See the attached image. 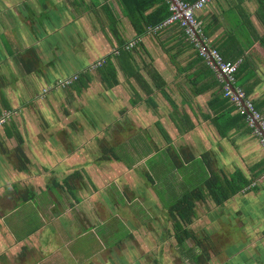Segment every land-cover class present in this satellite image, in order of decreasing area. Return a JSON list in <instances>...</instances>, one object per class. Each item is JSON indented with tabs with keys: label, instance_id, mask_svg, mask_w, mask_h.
Listing matches in <instances>:
<instances>
[{
	"label": "crops",
	"instance_id": "obj_1",
	"mask_svg": "<svg viewBox=\"0 0 264 264\" xmlns=\"http://www.w3.org/2000/svg\"><path fill=\"white\" fill-rule=\"evenodd\" d=\"M260 8L259 0H212L197 16L210 42L222 44L227 57L246 51L239 83L264 115ZM176 31L160 41L153 36L141 39L143 45L135 54L137 77L119 71L120 84L106 90L95 72L93 83L81 94L69 89L50 99L62 104L63 115L58 119V109L53 111L52 105L43 109L36 103L42 89L119 48L116 37L124 45L138 38L126 9L121 0H0V115L24 109L13 127L6 128L10 121L0 126V264H151L146 258L150 250L141 252L132 244L133 232L123 246L88 256L74 246L77 238H85V229L93 232L107 218L110 201H115L111 183L118 184L116 189L125 198L152 200L149 177L154 180L156 174L146 163L161 152L171 156L169 148L175 145L184 157V152L194 155V187L214 173L252 181L250 188L221 206L209 200L198 204L194 233L205 250L195 243L194 255L203 256L206 264H264V151L245 128L225 136L204 119V114H212L208 103L213 91L191 95V52ZM154 74L165 85L155 88L160 78L156 81ZM144 83L152 95L145 92ZM32 104L42 110L37 116L53 114L56 121L38 122L27 109ZM189 120L196 123L188 132L194 134V150L186 149L188 144L181 141L187 134L177 128L189 126L184 125ZM124 138L126 146L120 142ZM136 140L151 151L125 164L129 153L137 155ZM105 148L114 152L107 153ZM76 172L82 178H75L71 192L63 183ZM32 209L41 219L23 234L19 229L23 222L15 216L27 218ZM164 257L167 264H175L173 256L168 260L161 250L155 263L162 264Z\"/></svg>",
	"mask_w": 264,
	"mask_h": 264
},
{
	"label": "trees",
	"instance_id": "obj_2",
	"mask_svg": "<svg viewBox=\"0 0 264 264\" xmlns=\"http://www.w3.org/2000/svg\"><path fill=\"white\" fill-rule=\"evenodd\" d=\"M185 1L189 3H194L198 0ZM121 2L124 6V9H126V15L137 37H146L147 30L149 27H153L158 25L159 23H162L165 19L170 16V7L167 0H121ZM259 6H261V8L258 9V12L261 15L260 19L264 22V0H259ZM197 15L196 17L198 19ZM203 29L207 36V31H205L204 27ZM172 30H177L176 36H181V41L182 44L185 46V49L191 52L192 62L188 66V71L194 70V73H192V77L188 78V83L190 84L191 89V95L195 98L197 95H203L207 92L213 91L211 93L213 98L208 103L209 108L212 110V114H204V119H209L211 123L215 124V126H217L219 130V134L221 135L228 136L231 131H233L234 129H239L241 127L245 128L249 133H252V129L247 126L246 117L241 115L237 106L232 103L230 98H227L225 96V81L221 80L217 73L206 64L204 58L200 56L199 51L195 47V45H193L187 39V36L185 35L183 29L178 26H172L160 32L156 36H153V38L160 41L162 36H165ZM116 41L120 49V54L113 55L112 53H110L109 55L105 56V63L96 71L100 82L106 90H111V88H114L115 86L120 84L118 79L119 71L125 74V76L136 75L137 77L139 75L136 72L137 66L135 54L138 52L137 48L141 47L143 43L140 42L138 47L136 46L131 50H127L124 48L125 42L123 39H120V37H116ZM211 46L219 51L225 62L231 64L238 63L240 59L245 56L246 53V51L237 52V54L233 58H230L227 57L225 47H222V44H220L219 42L213 44L211 43ZM241 61L235 74V86L240 85L239 87H242L247 97H249V90L246 89V87L243 88L244 86L239 83L243 70L246 67L245 59L242 58ZM30 62H33V60H31ZM90 65H88L86 68L79 72L80 77L74 84L70 85L69 87L63 88V90L65 91L72 89L75 90L78 94H81L85 89L87 90L90 87V84L93 83L94 79L93 73L85 71ZM28 70L31 71L30 69ZM154 78L156 79V81H158V78H160L156 86H154L155 88H160L161 85H165V81H161L160 75L154 74ZM144 84L145 85L143 86V88L145 92L149 96L152 95V89L146 83ZM140 100L141 99L138 98L137 102ZM253 104L255 109L262 113V108L259 105L255 104V102H253ZM101 105L103 106V103H101ZM7 108L10 109V106H8ZM189 118L190 117H188V119ZM13 123L14 121H10V126L6 124V128L9 129V127H13ZM184 125L189 126L183 127V129L177 127L179 129V133L181 134L188 133L196 127V123H191L190 120ZM164 134L166 136L167 142L171 144L172 141L169 134L165 132ZM105 150L109 153L114 152L113 149L109 150L105 148ZM169 151L176 166H184V164L180 160L179 154L176 153L175 148L173 146H170ZM184 154L187 160L186 163L191 164V162L194 160V155L192 153L186 152H184ZM107 158L109 157H103V159ZM207 165L212 169L211 164L207 163ZM75 178H82L81 173L76 172L75 174L71 175L68 179H66V181H64L63 183L64 186H66L71 192H73L74 190ZM149 179H151L152 183L155 185V181L151 177H149ZM251 183L252 181L244 179L243 177L227 178L220 176L218 173H214L209 179H207L203 183V185L194 187V189L187 191L177 202H175L173 205L168 207V209H166V214L168 215L167 222L170 220L173 224V233L171 234H173V238L176 240L177 246H179L183 251V255L189 257L193 264H206L207 260L201 255L192 254L194 249L192 248V246L188 245L189 241L191 240L193 241V244L196 243L199 246L203 247V244L201 242H197L196 234L194 233L192 227H190L193 225L194 220L198 216V204L201 202L206 203L209 200L214 202L217 206H221L228 200H230L232 197L241 193L242 190L245 187H248ZM28 200H30V197L24 198L23 201L26 202ZM171 234L166 233V238H170ZM203 249L205 250L204 247Z\"/></svg>",
	"mask_w": 264,
	"mask_h": 264
},
{
	"label": "rangeland",
	"instance_id": "obj_3",
	"mask_svg": "<svg viewBox=\"0 0 264 264\" xmlns=\"http://www.w3.org/2000/svg\"><path fill=\"white\" fill-rule=\"evenodd\" d=\"M39 89L40 87L38 88V90ZM62 92L63 91L61 89L54 90L47 93L46 95H39V101H36L35 98L34 101H36L37 104L41 105L40 107H43V109L49 108L52 105L54 107L53 111L58 109L57 116L58 119H61L63 115V109L61 106L62 104L59 102L57 103L56 101H51L50 99L54 98L56 95H61ZM51 102L52 104H50ZM36 107L37 106L35 104H32L29 105L27 109H29V111L31 112V116L33 115V117H36L38 122L48 121V123H51L56 121V117L53 114L52 117L46 115L45 118L41 117V115L37 116V114H39L40 112L42 114V110L38 108L39 106L37 108ZM23 110H9L15 113L14 117L10 121H15L16 119L18 120V117L21 115V113L22 115H24ZM185 134L187 135H184L181 142L188 144L186 145L187 150H189L190 148L194 150V134ZM125 139L127 138L120 140L123 146H126V142L124 141ZM135 143L136 146H134V148L137 155L134 156L129 153L130 156H128L127 159L124 160L125 164L135 161L137 157L147 156L149 151H151V147L144 148L143 145H141V143H139V141L137 140ZM118 147L119 146L116 145L114 148L119 154ZM139 148L140 151L137 150ZM175 148L176 153L180 154L181 149L179 148V146L175 145ZM179 157L184 166H176L168 152H161V154L157 155L156 158L146 163V166L149 167L151 172L153 171L152 173L156 174V177H153L155 180V186L154 184H151L152 190L151 193H149L152 200H148L147 198H145L146 202H143L142 198L141 200L133 199V197H130L131 199L125 198L123 197V195H121V193L117 191L116 188L118 184L111 183V186L109 188V190L111 191L110 195H112L111 199H115V201H110V210L107 218H104L103 221L100 220L95 225V231L91 232V229H85V238H77L74 249L82 250L88 256L93 252H99L97 250H101L102 252L106 251L109 248H112V246L114 245L119 244V246L121 247L131 238V234L133 232L135 233V236L133 237L135 243L132 242V244H135V247L137 249L140 248L138 250H141V252H143V250H150V253L146 254V258L151 261V264H156V255L158 254L159 250L164 253V256L166 253L168 254V260L171 259L170 256L172 255L175 264H193L189 257L179 254V251H181L180 253H182V250L179 246H177L176 240L173 238V234H171L173 233V224L170 220L167 222L168 215L166 214V209L177 202L187 191L194 189V160L190 164L186 163L187 160L183 155L180 154ZM108 159L110 160V157ZM136 182H138V180H136ZM94 183L95 182L93 181V187L96 186ZM137 186L138 185L134 186L135 190ZM144 189L146 190V188ZM138 190L141 191V189ZM53 191L55 192V195L59 197L57 189L54 188ZM129 194L130 196H133L132 192H130ZM112 206L114 209H112ZM150 207L151 209H148ZM117 210L118 212L120 211L119 215H116ZM95 212H97V210ZM123 212L127 214V217H123ZM24 214L25 211L20 213V217H24ZM102 214L104 215L105 212H103ZM15 218L17 219L16 221L23 222V225L19 227V229L21 228L23 230V234L26 233L28 229H31L38 222V220L41 219L39 217V214H36L33 209L28 212L27 218L26 216L21 219L16 216ZM40 223H42L41 220ZM190 227H192V229L194 230V223ZM166 233L171 234L170 238H166ZM188 245L192 246V248L194 249L193 241L190 240ZM192 254H194V250ZM164 258H161V262L162 264H167L166 257Z\"/></svg>",
	"mask_w": 264,
	"mask_h": 264
},
{
	"label": "built area",
	"instance_id": "obj_4",
	"mask_svg": "<svg viewBox=\"0 0 264 264\" xmlns=\"http://www.w3.org/2000/svg\"><path fill=\"white\" fill-rule=\"evenodd\" d=\"M167 1L170 7V16L162 23L149 27L147 36H156L172 26H178L183 29L187 39L195 45L206 64L217 73L221 80L225 81V96L230 98L232 103L237 106L240 114L246 117L247 126L252 129V134L259 139V144L264 151V115L255 109L252 100L247 97L242 87L235 86V74L239 63L231 64L225 62L219 51L211 46V42L204 32L202 23L196 17L197 13L206 9L212 0H198L194 3H189L185 0ZM141 39V37H138L129 41L125 44L124 48L127 50L135 48L141 42ZM111 53L113 55H119L120 49L115 48ZM105 61L106 58L102 57L96 62L91 63L85 71L94 73L102 67ZM79 77L80 73H77L60 80L52 86L44 88L41 95H46L54 90H63V88L74 84ZM14 115L15 113L13 111L4 112L0 117V126L9 122ZM250 187L251 185L248 188Z\"/></svg>",
	"mask_w": 264,
	"mask_h": 264
},
{
	"label": "flooded vegetation",
	"instance_id": "obj_5",
	"mask_svg": "<svg viewBox=\"0 0 264 264\" xmlns=\"http://www.w3.org/2000/svg\"><path fill=\"white\" fill-rule=\"evenodd\" d=\"M155 209H156V207H155Z\"/></svg>",
	"mask_w": 264,
	"mask_h": 264
},
{
	"label": "clouds",
	"instance_id": "obj_6",
	"mask_svg": "<svg viewBox=\"0 0 264 264\" xmlns=\"http://www.w3.org/2000/svg\"><path fill=\"white\" fill-rule=\"evenodd\" d=\"M42 93V92H41Z\"/></svg>",
	"mask_w": 264,
	"mask_h": 264
}]
</instances>
